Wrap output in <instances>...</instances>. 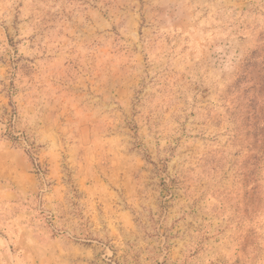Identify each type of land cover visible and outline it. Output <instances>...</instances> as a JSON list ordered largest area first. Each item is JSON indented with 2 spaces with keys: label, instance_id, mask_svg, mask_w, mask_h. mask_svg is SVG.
I'll list each match as a JSON object with an SVG mask.
<instances>
[{
  "label": "rangeland",
  "instance_id": "1",
  "mask_svg": "<svg viewBox=\"0 0 264 264\" xmlns=\"http://www.w3.org/2000/svg\"><path fill=\"white\" fill-rule=\"evenodd\" d=\"M0 264H264V0H0Z\"/></svg>",
  "mask_w": 264,
  "mask_h": 264
}]
</instances>
